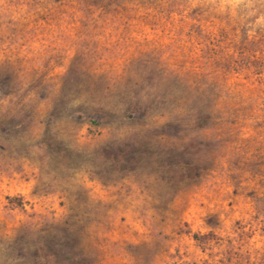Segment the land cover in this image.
I'll return each instance as SVG.
<instances>
[{"label":"rangeland","instance_id":"1","mask_svg":"<svg viewBox=\"0 0 264 264\" xmlns=\"http://www.w3.org/2000/svg\"><path fill=\"white\" fill-rule=\"evenodd\" d=\"M0 264H264V0H0Z\"/></svg>","mask_w":264,"mask_h":264}]
</instances>
